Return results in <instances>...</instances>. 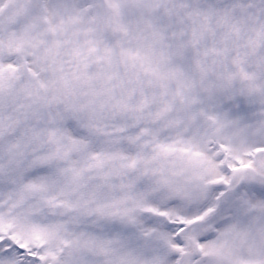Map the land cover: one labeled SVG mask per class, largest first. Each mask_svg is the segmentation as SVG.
I'll return each mask as SVG.
<instances>
[{"label":"snow or ice","instance_id":"obj_1","mask_svg":"<svg viewBox=\"0 0 264 264\" xmlns=\"http://www.w3.org/2000/svg\"><path fill=\"white\" fill-rule=\"evenodd\" d=\"M0 264H264V0H0Z\"/></svg>","mask_w":264,"mask_h":264}]
</instances>
